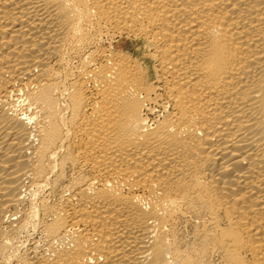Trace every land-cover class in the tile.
Masks as SVG:
<instances>
[{
    "label": "bare ground",
    "instance_id": "bare-ground-1",
    "mask_svg": "<svg viewBox=\"0 0 264 264\" xmlns=\"http://www.w3.org/2000/svg\"><path fill=\"white\" fill-rule=\"evenodd\" d=\"M0 264H264V0H0Z\"/></svg>",
    "mask_w": 264,
    "mask_h": 264
},
{
    "label": "rangeland",
    "instance_id": "rangeland-1",
    "mask_svg": "<svg viewBox=\"0 0 264 264\" xmlns=\"http://www.w3.org/2000/svg\"><path fill=\"white\" fill-rule=\"evenodd\" d=\"M130 41H132V43H131ZM123 42H124V44H125L126 47H128L127 45H129V44L131 43V45H130L131 47H130V46H129V47H130L132 50H135V49H134V48H135L134 45H135L136 42H135L133 39L127 37V38H124V39H123ZM133 47H134V48H133Z\"/></svg>",
    "mask_w": 264,
    "mask_h": 264
}]
</instances>
